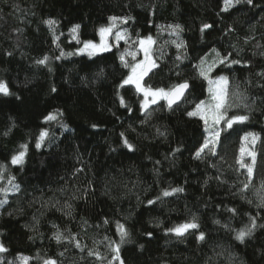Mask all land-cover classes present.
I'll return each instance as SVG.
<instances>
[{
  "label": "trees",
  "instance_id": "16d2710c",
  "mask_svg": "<svg viewBox=\"0 0 264 264\" xmlns=\"http://www.w3.org/2000/svg\"><path fill=\"white\" fill-rule=\"evenodd\" d=\"M224 8L225 0H0V81L12 93L0 94V243L8 250L0 264H22L21 255L28 264H120L117 245L124 264H264V0ZM112 16L132 18L117 21L126 40L93 56L61 55L78 46L67 41L74 25L79 42L95 41ZM204 24L212 27L201 33ZM147 36L157 67L143 85L189 84L171 108L164 99L142 109V93L120 86L131 70L120 55L137 54L125 56L135 63ZM210 57L209 78H228L227 116L248 119L221 132L215 155L196 158L205 125L188 113L208 97L199 69ZM49 113L56 119L45 120ZM247 133L257 134L254 144L242 140ZM242 143L256 153L251 179L237 163ZM22 145L23 163L12 164ZM252 217L257 228L241 243L236 232ZM193 218L199 229L167 231Z\"/></svg>",
  "mask_w": 264,
  "mask_h": 264
},
{
  "label": "snow or ice",
  "instance_id": "6c2138e0",
  "mask_svg": "<svg viewBox=\"0 0 264 264\" xmlns=\"http://www.w3.org/2000/svg\"><path fill=\"white\" fill-rule=\"evenodd\" d=\"M248 4H252L253 0H246ZM241 3V0H225V8L224 10L227 11L228 8L232 7L233 4ZM129 19H132L131 17H109L110 24L108 26H102L99 29V34L101 37V43L96 44L93 41H84L83 42V48L79 49L80 52L88 51L89 55H94L96 52H103L110 50L111 45L107 42L106 37L112 35V30L116 28V22L120 21L121 23H127ZM46 23L52 27L55 25L56 21L54 20H48ZM172 31L179 37V33L183 31V28L181 25L176 24L174 26H169ZM212 26L209 24H204L201 28V33L204 32L205 29H209ZM80 28V25H74L70 31L73 34V38L76 39L78 36V30ZM127 36V30H124V32L116 31L115 32V38L117 41L120 40H126ZM79 42V41H78ZM140 49L143 51L144 58L140 60L139 62L133 63L129 65V63L125 60L126 55L132 56V59H136L135 53H122L119 57L120 61L124 64V67H130V74L122 81V84L120 85L123 87L124 85H130L134 84L139 92H142L144 94V101L142 104V107L144 109H147L149 107V104H155L157 103L158 98H164L168 101V107L171 108L176 101H178L183 95L184 91L189 88V84L187 82L177 84L173 86L169 90H165L163 88L159 89H151V87H145L142 84L143 78L157 65L155 64L154 60L151 57V46L155 43L153 38L151 36H147L144 38L139 39L138 41ZM177 49L186 47L184 42L181 40L179 43H176L173 41ZM73 53H67V55H72ZM61 55H65L64 53H61ZM219 55V53H217ZM179 58V57H178ZM227 60V57L222 59L220 61L221 64H223ZM48 61V57L45 56L43 59L37 61L38 64H45ZM205 61L202 58L201 59V67L199 69V75L205 79L208 80L210 85H216L215 88L210 87L209 93L211 94V100L206 104L205 101H201L199 104L196 105V110L189 112V116H197L199 115L200 118L204 121L205 125V131L208 132V136L205 137L203 144L200 146L199 149H197L195 153L196 158H202V153L205 152V150H208L213 155H215V146L219 142L221 132L226 131L227 129H231L234 123L237 122H243L248 119V116L245 115H234L231 117L227 116V108L230 107L227 103V90L226 85L228 83V78L225 76H220L216 79H210L209 73L212 72L213 66H209L207 68L202 67L204 65ZM232 63H239V61H232ZM53 91L55 89L53 88ZM0 94H3L5 96L12 95L10 92V89L5 81H0ZM149 97H151V100H149ZM125 102L123 100V97H121V104L123 105ZM56 115L49 113L48 116L45 117V120L51 121L55 120ZM223 122V126H222ZM95 127V125H93ZM123 135V134H121ZM47 136L46 131H41L39 140L36 144L37 148L41 147V142L45 140ZM249 137H251V143L254 144L255 141L258 139L257 134L254 133H247L242 140L248 141ZM124 144L127 146L128 149H133V145L130 144L127 140L124 141ZM24 151H20L17 155H14L11 159L12 164H22L24 157L26 155V145L21 146ZM240 157L237 161L240 168H246L247 174L249 179H251L253 172H254V166L256 163V153L254 151H251L248 149L245 143L241 144V147L239 149ZM250 157L251 163H246L244 157ZM3 167V166H0ZM18 187V186H17ZM249 188V184H244L243 189L246 190ZM183 191L182 188H176L172 189V192H180ZM172 192L164 191V196H169L172 194ZM262 202H264V197H261ZM0 203H4V201H0ZM149 204H153L154 201L149 200ZM233 213H235V209H230ZM215 223L219 224L220 221H215ZM119 234H120V241L121 243L126 242V238L129 236L128 231L125 229L124 225H119ZM199 224L196 222L195 218L191 222H185L180 225H177L173 228L167 229L168 232L175 233L178 237H183L186 233L189 232V230H196L199 229ZM227 227V225H225ZM259 227H264V225H260ZM257 228L256 224V218H251V223L248 226H245L244 228H241L236 232L235 239L238 240L241 243H244L246 238H250L254 231ZM147 235L151 236V233H148ZM55 239L59 242L62 239V235L57 232L55 234ZM197 239L204 240L205 239V233L200 232ZM77 247H79V244H77ZM143 248V245L140 246ZM8 250L4 247L3 243H0V252H7ZM116 255L113 257L114 260H119L120 264H124V261L120 258V246L117 245L114 249ZM90 255H93L94 253H89ZM62 255V253H61ZM20 261L22 264H28L29 257L27 256H20ZM44 264H57V261L54 259H46L44 261Z\"/></svg>",
  "mask_w": 264,
  "mask_h": 264
},
{
  "label": "rangeland",
  "instance_id": "374dc122",
  "mask_svg": "<svg viewBox=\"0 0 264 264\" xmlns=\"http://www.w3.org/2000/svg\"><path fill=\"white\" fill-rule=\"evenodd\" d=\"M119 22V21H118ZM118 22H116V28H114L113 30H112V35H110V36H108V37H106V39H107V42L109 43V45H111V47H110V49H112L113 47H115V46H118V44L120 43V42H122V40H120V41H117L116 40V38H115V32L116 31H121V32H124V29L121 27V23H118ZM108 26V25H107ZM67 41L68 42H78V36H77V38L76 39H74L73 38V34L71 33V35H70V37L67 39ZM85 41H90V40H85ZM83 42L84 41H82V42H78V46H76V47H74L73 49H67V50H65L64 48H63V50H61L60 52L61 53H63V52H66L65 54L67 55V53H73V54H76V55H87V56H93V55H89L88 54V51H84V52H80L79 51V49H81V48H83ZM94 43H96V44H100L101 43V37H100V34H99V31H98V38H97V40H95V41H93ZM54 44H55V46L56 45H58V47L59 48H61V47H63V45L61 44V43H58V39H57V37L55 36L54 37ZM136 47L138 48V51H139V53H140V56H139V59L137 60V61H135V63L136 62H139L140 60H142L143 58H144V54H143V51L140 49V46H139V43L137 42V45H136ZM152 47V46H151ZM151 50V49H150ZM104 52V51H103ZM151 52V51H150ZM97 53H100V52H96V54ZM95 55V54H94ZM138 58V56H137V54H136V59ZM131 59V58H130ZM129 59V60H130ZM213 59H214V57H210L209 59H204V61H205V63H204V65H203V67H205V68H207V67H209L210 65H212L214 62H213ZM125 60H126V57H125ZM129 62V61H128ZM132 62V61H131ZM131 62L129 63V65L131 64ZM128 70H130V67H128ZM142 84H143V80H142ZM130 85H132V86H134L135 88H136V86L134 85V84H130ZM210 87H213V88H215L216 87V85H210ZM209 87V88H210ZM137 89V88H136ZM153 90H155V89H153ZM166 90V89H165ZM167 91V90H166ZM142 93V92H141ZM142 97H143V100H144V94L142 93ZM149 100H151V97H149ZM158 100H164V98H158L157 99V101ZM211 100V94L209 93V91H208V97L206 98V100H204L205 102H206V104L209 102ZM142 104H143V102H142ZM142 104H141V106H142ZM199 104V103H198ZM150 105V104H149ZM142 109H144L143 107H142ZM195 110H196V107H195ZM199 116V115H198ZM204 122V121H203ZM222 125H223V122H222ZM206 132V131H205ZM206 136H208V132H206ZM113 264H119V263H117V261H115Z\"/></svg>",
  "mask_w": 264,
  "mask_h": 264
},
{
  "label": "water",
  "instance_id": "95a60500",
  "mask_svg": "<svg viewBox=\"0 0 264 264\" xmlns=\"http://www.w3.org/2000/svg\"><path fill=\"white\" fill-rule=\"evenodd\" d=\"M184 83V82H183ZM180 84V83H179ZM188 91V89H186L185 91H184V95L186 94V92ZM184 95L178 100V101H176V103H174V104H177L183 97H184ZM165 103H166V105L168 106V101H167V99H165ZM173 104V105H174ZM172 105V106H173Z\"/></svg>",
  "mask_w": 264,
  "mask_h": 264
}]
</instances>
